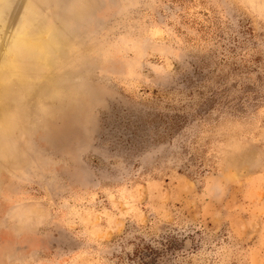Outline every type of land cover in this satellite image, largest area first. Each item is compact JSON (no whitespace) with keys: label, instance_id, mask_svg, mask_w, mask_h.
Instances as JSON below:
<instances>
[{"label":"rangeland","instance_id":"1","mask_svg":"<svg viewBox=\"0 0 264 264\" xmlns=\"http://www.w3.org/2000/svg\"><path fill=\"white\" fill-rule=\"evenodd\" d=\"M9 1L0 264H264V0Z\"/></svg>","mask_w":264,"mask_h":264},{"label":"bare ground","instance_id":"2","mask_svg":"<svg viewBox=\"0 0 264 264\" xmlns=\"http://www.w3.org/2000/svg\"><path fill=\"white\" fill-rule=\"evenodd\" d=\"M9 2V0H0V71L4 72L9 71L7 69L9 63L13 64L12 59L9 58L12 53L24 51V53L41 56L44 51L40 34L28 31L16 32L11 23H7L6 16L8 14L4 16L3 13H5L4 10L8 7Z\"/></svg>","mask_w":264,"mask_h":264}]
</instances>
